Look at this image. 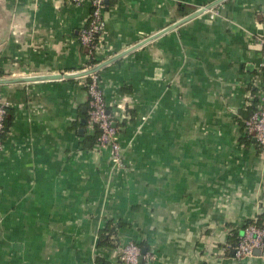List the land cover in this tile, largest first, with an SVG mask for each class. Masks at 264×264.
I'll list each match as a JSON object with an SVG mask.
<instances>
[{
  "label": "crops",
  "instance_id": "1",
  "mask_svg": "<svg viewBox=\"0 0 264 264\" xmlns=\"http://www.w3.org/2000/svg\"><path fill=\"white\" fill-rule=\"evenodd\" d=\"M214 1L105 0L98 63L137 45L97 71L116 166L73 126L86 76L51 77L87 65L89 3L0 0V79L16 80L0 83V264H116L96 246L107 219L128 223L117 238L140 264H264V238L241 259L227 242L264 212V153L239 123L263 85L264 0L181 20Z\"/></svg>",
  "mask_w": 264,
  "mask_h": 264
},
{
  "label": "built area",
  "instance_id": "2",
  "mask_svg": "<svg viewBox=\"0 0 264 264\" xmlns=\"http://www.w3.org/2000/svg\"><path fill=\"white\" fill-rule=\"evenodd\" d=\"M74 5H80L87 1L90 6L89 19L86 26H83L78 31V41L81 46L87 48L88 59L94 56V53L100 42V35L104 29V2L105 0H66ZM263 54H264V39L262 38ZM93 55V56H92ZM99 63L85 65L80 71L91 70ZM264 66V63H263ZM86 77L90 78L88 84L89 96V117L87 120V129L92 130L95 126L99 130L96 147H108L112 151V161L116 166H120V144L118 141L117 127L112 120L110 113L106 109L104 96L99 84L97 71H93ZM263 85L258 95L256 109L243 120L244 130L252 136L261 152L264 153V74ZM6 113V104L1 100L0 96V133L3 129V120ZM1 147V139H0ZM264 238V226L257 227L254 224H248L243 228L239 241L234 246V256L237 259L249 257L253 255L256 248L262 247V239ZM118 264H138L139 256L141 255L140 247L133 242L124 243L117 248ZM144 258L150 259L152 256L144 253Z\"/></svg>",
  "mask_w": 264,
  "mask_h": 264
},
{
  "label": "trees",
  "instance_id": "3",
  "mask_svg": "<svg viewBox=\"0 0 264 264\" xmlns=\"http://www.w3.org/2000/svg\"><path fill=\"white\" fill-rule=\"evenodd\" d=\"M105 6H106V3L104 2V8H105ZM88 19H89V17L87 18V21L83 26H86ZM83 49L85 50V52H87V48L83 47ZM97 62H98V60L95 58V53H94V56L89 58L87 61V63L89 65L95 64ZM263 71H264V69H263ZM97 75H98V73H97ZM98 80H99V75H98ZM89 82H90V78L85 77L84 86H85L87 95H88V84H89ZM256 99H254L252 101L251 105L246 107L244 110L240 111V116L242 119L239 120V123L241 124V128H243V129H244L243 120L245 118H247L256 109V105L258 102V99L257 100ZM88 101H89V96L87 98L86 110L85 111H82V110L78 111L77 121L73 124V126L76 129L78 127L84 128V131H86L87 133L84 132V134L82 135L83 141H88L90 143V145L95 146L99 130L96 128V126L92 130L86 129L87 120L89 117L88 113H89V109H90L89 105H88ZM106 109H107V107H106ZM129 113H130V117L128 118V120L131 121L134 118V112L129 111ZM8 114H9V109H7V107H6V113H5L4 120H3V129H2V132L0 133V139H1L2 135L4 134V132L6 131V129L8 128V125H9ZM124 123H125V120L122 121L121 124L123 125ZM88 131H90V132L88 133ZM245 135H247V137H243L242 138L243 141L247 142V141H250L252 139V137L249 134H246V132H245ZM248 224H254L257 227H263L264 226V212L262 214L258 215L255 219L247 220L241 226L240 229H243ZM126 226H128V223H125V222L121 221L120 219H118V220L107 219L104 226L102 228L98 229V231H97L96 246L97 247H108V248L117 249L118 246L120 245L118 238H117L118 229L126 227ZM239 237H240V235H239V229L238 228L230 229L228 239H227L228 244L232 247L236 246V244L239 241ZM136 244L139 247L142 246L140 243H136ZM117 257H118V255L116 256V261H117L116 264H118V258Z\"/></svg>",
  "mask_w": 264,
  "mask_h": 264
},
{
  "label": "water",
  "instance_id": "4",
  "mask_svg": "<svg viewBox=\"0 0 264 264\" xmlns=\"http://www.w3.org/2000/svg\"><path fill=\"white\" fill-rule=\"evenodd\" d=\"M219 1H221V0H217L216 2L214 1L213 3H209V4H206V5H204V6H201L200 8H198L197 10H195V11H193L192 13L188 14L186 17H184V18L181 19V20H182V21L188 20V19L192 18L193 16L198 15V14L204 12L206 9H209L211 6H213L215 3L219 2ZM177 23H178V22H174V23H172L169 27H170V28H171V27H174ZM164 30H166V29H163V30L159 31V32L157 33V35H159L160 33L164 32ZM135 46H137V45H135ZM135 46H132V47L126 49L125 51H123V52H121V53H119V54L113 56L111 59L105 61L104 63L98 64L96 67H94V68L91 69V70L82 71V72H78V73H70V74H59V73H58V74H56V75H52L51 77H53V78H59V77H77V76H82V75L84 76V75H87V74H89V73H91V72H93V71H98V70H99V69H100L105 63H108V61H110V60L116 59V58L119 57L120 55H122V54H124V53L130 51V50H131L132 48H134ZM9 81H16V80H15V79H10V80H7V79H0V83H5V82H9ZM18 81H19V80H18ZM82 131H83V129L80 128V129L78 130V133H82ZM144 253H145V249L142 248V249H141V255L139 256V259H138V264H140V262H141V260H142V255H143Z\"/></svg>",
  "mask_w": 264,
  "mask_h": 264
}]
</instances>
